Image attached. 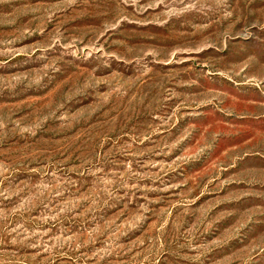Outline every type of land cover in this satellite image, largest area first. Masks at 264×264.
Wrapping results in <instances>:
<instances>
[{"label": "rangeland", "instance_id": "374dc122", "mask_svg": "<svg viewBox=\"0 0 264 264\" xmlns=\"http://www.w3.org/2000/svg\"><path fill=\"white\" fill-rule=\"evenodd\" d=\"M0 264H264V0H0Z\"/></svg>", "mask_w": 264, "mask_h": 264}]
</instances>
